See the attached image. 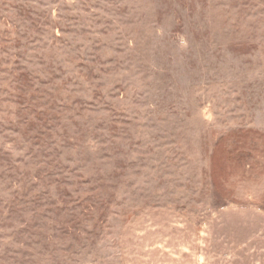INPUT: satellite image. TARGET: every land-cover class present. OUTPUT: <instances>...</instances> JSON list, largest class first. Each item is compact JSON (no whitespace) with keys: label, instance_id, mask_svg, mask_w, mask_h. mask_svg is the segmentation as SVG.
Here are the masks:
<instances>
[{"label":"rangeland","instance_id":"rangeland-1","mask_svg":"<svg viewBox=\"0 0 264 264\" xmlns=\"http://www.w3.org/2000/svg\"><path fill=\"white\" fill-rule=\"evenodd\" d=\"M0 264H264V0H0Z\"/></svg>","mask_w":264,"mask_h":264}]
</instances>
